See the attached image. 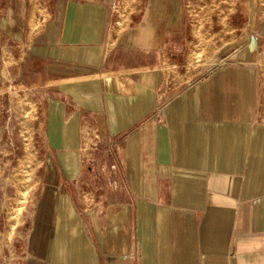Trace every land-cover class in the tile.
I'll use <instances>...</instances> for the list:
<instances>
[{
	"label": "crops",
	"instance_id": "0c3cea01",
	"mask_svg": "<svg viewBox=\"0 0 264 264\" xmlns=\"http://www.w3.org/2000/svg\"><path fill=\"white\" fill-rule=\"evenodd\" d=\"M235 15L0 0V143L26 98L47 154L16 217L0 176V264H264V17Z\"/></svg>",
	"mask_w": 264,
	"mask_h": 264
},
{
	"label": "rangeland",
	"instance_id": "374dc122",
	"mask_svg": "<svg viewBox=\"0 0 264 264\" xmlns=\"http://www.w3.org/2000/svg\"><path fill=\"white\" fill-rule=\"evenodd\" d=\"M140 1L119 0V4L131 5L132 2ZM187 2L190 5L193 2L194 5H217L219 13L227 9L237 13L240 21H245L250 15L264 17V0H186ZM260 41V45L264 44V38ZM20 99L11 110L10 130L3 143H0V176L10 181L8 211L14 217L38 193L45 172L44 162L47 160L44 139L33 136L32 119L37 110L36 105L26 98ZM40 163L42 165L38 168Z\"/></svg>",
	"mask_w": 264,
	"mask_h": 264
}]
</instances>
